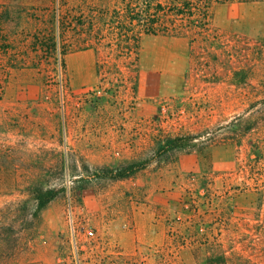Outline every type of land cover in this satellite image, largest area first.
I'll list each match as a JSON object with an SVG mask.
<instances>
[{"label": "rangeland", "instance_id": "rangeland-1", "mask_svg": "<svg viewBox=\"0 0 264 264\" xmlns=\"http://www.w3.org/2000/svg\"><path fill=\"white\" fill-rule=\"evenodd\" d=\"M130 3L0 0V264H264V0L143 34L137 68Z\"/></svg>", "mask_w": 264, "mask_h": 264}, {"label": "trees", "instance_id": "trees-1", "mask_svg": "<svg viewBox=\"0 0 264 264\" xmlns=\"http://www.w3.org/2000/svg\"><path fill=\"white\" fill-rule=\"evenodd\" d=\"M259 0H131L129 7V55L133 57V65L138 66L139 44L143 34H162L167 36H185L192 30L204 32L209 30L211 11L217 4L234 2H251ZM12 5L0 4V50L8 44L4 33V27L9 26L18 16L21 19L23 13ZM17 10V11H16ZM124 36V35H122ZM93 48V47H91ZM99 51V48H94ZM97 69L100 73L101 63L97 61ZM138 165H129L119 169L116 174L108 171L115 179H126L138 172ZM35 210L28 227H35L40 220L41 212L57 197L52 191L37 188L33 193ZM15 246L6 243L0 248V260L5 259L14 250Z\"/></svg>", "mask_w": 264, "mask_h": 264}]
</instances>
